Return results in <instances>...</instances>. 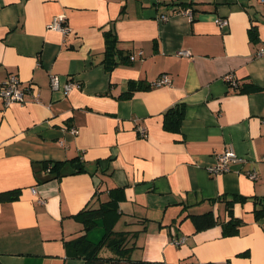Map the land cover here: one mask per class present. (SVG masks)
<instances>
[{
  "label": "crops",
  "instance_id": "0c3cea01",
  "mask_svg": "<svg viewBox=\"0 0 264 264\" xmlns=\"http://www.w3.org/2000/svg\"><path fill=\"white\" fill-rule=\"evenodd\" d=\"M55 15L65 16L68 33L47 27ZM109 33L124 55L113 69L105 67ZM263 43L261 0H0V89L15 73L27 92L25 102L0 98V191L20 190L0 200L2 263L83 264L66 244L84 232L76 214L117 194L115 228L136 231L134 257L264 264V216L254 212L264 197ZM163 73L171 82L152 84ZM71 77L82 86L65 94ZM131 80L140 88L123 96ZM176 104L184 112L170 129L164 116ZM227 147L245 161L210 173ZM49 160L62 161L60 176L47 170ZM252 169L258 178L247 175ZM232 194L246 200L233 204L242 222L229 235L223 196ZM210 209L218 222L207 228L196 230L189 217L163 226ZM130 216L147 220L126 224Z\"/></svg>",
  "mask_w": 264,
  "mask_h": 264
},
{
  "label": "trees",
  "instance_id": "16d2710c",
  "mask_svg": "<svg viewBox=\"0 0 264 264\" xmlns=\"http://www.w3.org/2000/svg\"><path fill=\"white\" fill-rule=\"evenodd\" d=\"M189 9V8H186ZM181 9V10H186ZM180 10V11H181ZM192 11V10H191ZM194 17V16H193ZM252 35H255V28L251 29ZM112 33L107 34V45L105 49V67L107 69H113L114 65L117 64L120 59H123L122 50L117 47L116 39L111 36ZM125 58H129L130 55ZM130 89L127 92H123V96H129L136 88H140V85H136L134 80L129 82ZM183 105L176 104L170 107L164 116V125L170 129H179L182 116H183ZM62 161L49 160L45 162V167L48 171L53 172L54 176H60L59 170ZM112 191V190H111ZM20 193L19 189L10 191H0V200L16 198ZM226 200V210L229 215L228 220L223 221V232L224 234H235L238 231V226L242 222V219L235 216L233 212V204L236 201L243 202L246 197L241 194H232L231 197L228 195L223 196ZM117 194L111 195L110 199L104 201L96 208H83L76 216L83 219L84 232L72 240L66 242L69 251L75 257H82L84 259L83 264H167L162 260H150L139 257H134L132 254L133 248L135 247L134 241H131V235L136 233H130L128 229H116L115 225L121 216V212L118 209ZM214 200V199H212ZM255 199V216L261 218L264 216V197ZM262 202V203H261ZM177 218L174 217V221L171 220L168 223L163 224L162 221L159 223L160 226H169L176 223L179 219L180 222L186 218H191L195 224L196 230L207 228L215 225L218 222V215L214 213L212 209L206 210L200 213L187 212ZM101 217L104 224V232L102 237L98 241H93L87 236V232L96 225V218ZM147 220L146 217L130 216L125 220L126 224L132 223H143ZM177 220V221H176ZM110 249L114 254L106 255L102 254L101 251L104 249ZM0 264H3L0 259Z\"/></svg>",
  "mask_w": 264,
  "mask_h": 264
},
{
  "label": "built area",
  "instance_id": "2783aa9c",
  "mask_svg": "<svg viewBox=\"0 0 264 264\" xmlns=\"http://www.w3.org/2000/svg\"><path fill=\"white\" fill-rule=\"evenodd\" d=\"M264 1V0H261ZM180 12L186 13L189 17L193 18V12L190 9L186 10H181ZM163 19L168 18L167 14H163L161 16ZM216 22L221 26H227L228 25V19L226 17H217ZM48 28L60 31L64 34L68 33L70 30V27L66 21V18L64 15H55L53 19L47 24ZM139 54L143 53L142 50L140 49L138 51ZM182 54H188V51H181ZM257 55H264V43L260 46V48L257 51ZM130 57L132 59L135 58V54H131ZM53 85L58 86L59 85V79L57 76H53ZM225 78L228 80V82L231 85H237V79L235 75L231 72L227 73L225 75ZM171 82V78L169 75L166 73L161 74L159 77H157L152 84L160 86L164 84H168ZM82 86L81 81L74 79V78H69L63 85V91L65 94L69 93L75 88H80ZM26 89L21 86V80L18 77L17 74L11 73L8 75L5 81L2 82L1 84V89H0V98L3 101V104L5 106L10 105L15 102H25L26 101ZM36 101H40L39 95H36L35 97ZM75 133L78 132L77 129H72ZM138 132L140 135L145 136L147 135V128L144 126H138L137 128ZM263 160H264V155H263ZM234 161H245V158L241 155H239L232 147H227L225 148L222 152L217 153V162L210 165L208 167V170L210 173H221L226 170H229L230 168V163ZM247 175L251 179H256L258 178V171L255 169L252 170H247ZM35 191V189H33ZM40 201L44 202L45 199L41 198ZM186 237H178L174 236L172 238V241L177 244H181L185 242ZM196 264H209L206 261H198Z\"/></svg>",
  "mask_w": 264,
  "mask_h": 264
},
{
  "label": "rangeland",
  "instance_id": "374dc122",
  "mask_svg": "<svg viewBox=\"0 0 264 264\" xmlns=\"http://www.w3.org/2000/svg\"><path fill=\"white\" fill-rule=\"evenodd\" d=\"M120 223H123V222H121V220H120ZM118 226H119V223L116 225V228H118ZM103 232H104V230H103L102 223L99 221L98 224L89 231V234L91 233L90 236H94L96 238V240H99ZM101 253L102 254H106V255H112V254H114L112 250L107 249V248H104L101 251Z\"/></svg>",
  "mask_w": 264,
  "mask_h": 264
}]
</instances>
